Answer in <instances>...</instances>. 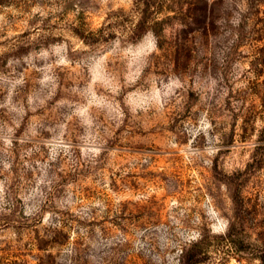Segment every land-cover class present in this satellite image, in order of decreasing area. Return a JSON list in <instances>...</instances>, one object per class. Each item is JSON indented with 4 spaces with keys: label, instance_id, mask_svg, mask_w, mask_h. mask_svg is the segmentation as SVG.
<instances>
[{
    "label": "rangeland",
    "instance_id": "1",
    "mask_svg": "<svg viewBox=\"0 0 264 264\" xmlns=\"http://www.w3.org/2000/svg\"><path fill=\"white\" fill-rule=\"evenodd\" d=\"M0 264H264V0H0Z\"/></svg>",
    "mask_w": 264,
    "mask_h": 264
},
{
    "label": "clouds",
    "instance_id": "2",
    "mask_svg": "<svg viewBox=\"0 0 264 264\" xmlns=\"http://www.w3.org/2000/svg\"><path fill=\"white\" fill-rule=\"evenodd\" d=\"M142 53L150 55L156 51V40L151 32L147 33L142 42Z\"/></svg>",
    "mask_w": 264,
    "mask_h": 264
},
{
    "label": "trees",
    "instance_id": "3",
    "mask_svg": "<svg viewBox=\"0 0 264 264\" xmlns=\"http://www.w3.org/2000/svg\"><path fill=\"white\" fill-rule=\"evenodd\" d=\"M87 33V32H86Z\"/></svg>",
    "mask_w": 264,
    "mask_h": 264
}]
</instances>
